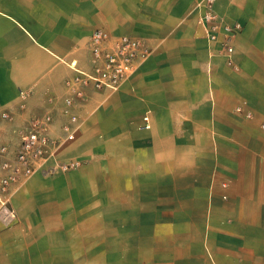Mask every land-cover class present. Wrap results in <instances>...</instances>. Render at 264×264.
<instances>
[{"label":"crops","instance_id":"obj_1","mask_svg":"<svg viewBox=\"0 0 264 264\" xmlns=\"http://www.w3.org/2000/svg\"><path fill=\"white\" fill-rule=\"evenodd\" d=\"M174 1L0 0V148L15 152L32 117L50 114L52 133L62 134L63 101L73 98L76 138L57 160L79 165L39 171L2 193L18 219L32 197L61 213L83 201L80 210L107 227L118 225L109 222L124 195L118 180H161L166 201L176 197L163 211L194 213L168 225L205 228L209 264H264V0L216 2L225 22L241 25L234 68L221 38L208 43L194 13L191 28L176 25L183 14L171 10ZM145 24L157 50L149 45L151 56L120 90H72L68 64L90 69L95 30L136 36Z\"/></svg>","mask_w":264,"mask_h":264},{"label":"rangeland","instance_id":"obj_2","mask_svg":"<svg viewBox=\"0 0 264 264\" xmlns=\"http://www.w3.org/2000/svg\"><path fill=\"white\" fill-rule=\"evenodd\" d=\"M195 1L171 3V10L183 14L177 26H193ZM142 10L147 11V5ZM148 24L136 37L156 51V44L146 36ZM118 181L124 193L118 198L119 218L109 220L118 225L107 227H100L86 208L80 210L83 201L67 205L61 213L40 209L32 197L18 219L6 196L17 218L8 224L0 221V264H209L206 244L201 241L205 228L168 225L185 213L193 218L194 213L163 211L164 206H174L176 197L171 194L166 201L161 180L154 187L145 180Z\"/></svg>","mask_w":264,"mask_h":264},{"label":"built area","instance_id":"obj_3","mask_svg":"<svg viewBox=\"0 0 264 264\" xmlns=\"http://www.w3.org/2000/svg\"><path fill=\"white\" fill-rule=\"evenodd\" d=\"M217 0H197L193 7L196 23L202 30L208 43H216L221 38V44L227 57V65L234 68L232 63V40L241 31L238 22L227 23L218 15L215 9ZM90 69L79 68L72 61L68 67L75 73L71 83L73 91L92 87L112 92L120 90L133 76L138 67L152 53L138 37L123 34L114 36L105 30H95L87 42ZM23 91H20L22 94ZM61 115L67 122L61 127L62 134L52 133L53 117L50 114L32 117L20 131L19 143L15 152L7 147L0 148V221L4 224L16 221V213L9 200L2 193L4 189L15 182L26 181L37 172H65L77 167L74 161L59 162L58 152L64 145L76 138L78 130V114L73 98L63 101ZM6 118V114L1 115ZM144 128L149 127L148 112L143 116ZM52 162V163H51Z\"/></svg>","mask_w":264,"mask_h":264}]
</instances>
